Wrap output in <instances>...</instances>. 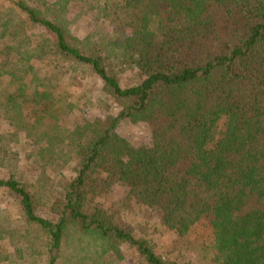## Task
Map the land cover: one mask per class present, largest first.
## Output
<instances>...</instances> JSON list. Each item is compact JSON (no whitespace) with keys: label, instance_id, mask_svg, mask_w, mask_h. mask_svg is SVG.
I'll use <instances>...</instances> for the list:
<instances>
[{"label":"trees","instance_id":"16d2710c","mask_svg":"<svg viewBox=\"0 0 264 264\" xmlns=\"http://www.w3.org/2000/svg\"><path fill=\"white\" fill-rule=\"evenodd\" d=\"M4 1L1 37L15 43L0 42V196L38 255L28 264H120L127 251L143 264H264V0ZM76 2L87 25L71 18ZM82 73L118 113L84 114L69 91ZM125 121L145 123L149 142L129 140ZM10 144L31 147L36 172ZM152 218L183 242L176 257L143 235ZM5 239L0 226V264H18Z\"/></svg>","mask_w":264,"mask_h":264},{"label":"rangeland","instance_id":"374dc122","mask_svg":"<svg viewBox=\"0 0 264 264\" xmlns=\"http://www.w3.org/2000/svg\"><path fill=\"white\" fill-rule=\"evenodd\" d=\"M12 6L9 2L0 0V11L2 12L3 16L0 18V42L4 41L3 43H11L13 39V44L15 43L14 38L8 37H1L3 33L8 34V30L4 27L3 20L8 16L9 13H12ZM70 10H72L71 15L77 18L75 21L79 24L87 25L92 15H84V11L86 7L82 3H72ZM14 15H17L16 13ZM73 19V20H74ZM101 22L108 28H110V24L107 20L102 19ZM30 32L37 33L42 36H46L47 33L42 28H32ZM12 38V39H11ZM136 70H127L121 74V82L123 85H128L135 80V73ZM75 84L69 87V91L73 92L77 99L79 100L80 104L83 106V111H85V115H87L90 119H93L97 116H104L110 113H118L120 108L117 106L116 103L112 102V100L105 95L101 91V83L100 80L94 75L87 73L86 75L82 73L79 78L76 79ZM3 113L0 109V124L5 125L3 121ZM83 112L78 113L75 112L70 116L67 121V127L72 128L74 123L81 120L83 117ZM69 117V116H68ZM65 121L67 120V118ZM227 117L222 116V118L218 121L217 128H216V139L212 141L209 146L213 147L217 140L220 139L223 135L225 130ZM120 130L122 133L133 143L138 145L147 144L150 140V132L149 128L145 123H132L130 121H125L120 124ZM11 149L10 152L13 155V152H18V159L19 162L18 169L26 173H34L37 171V168L34 164L28 159L30 156V151H32L31 147L26 146V148H18L15 144H10ZM21 150V154H19ZM26 152V154L24 153ZM57 172H53L54 174L60 172L58 168H56ZM3 169L0 170L2 173ZM5 174V172H4ZM126 192L124 187L116 186L113 193H112V200H119L122 198L124 193ZM132 213V212H131ZM129 218H136L135 214H129ZM17 219L16 208L12 207L11 202L7 199H4L0 196V226L6 227V235L7 239L3 242L4 245L8 248V251L13 256V260H16L18 264L23 262L28 264L30 261L37 260L38 255L34 254L32 250H30L26 245V235L23 232V227L20 223H16L14 220ZM133 221L134 224L137 223ZM147 229L143 232V235L150 238L158 252L162 253L167 258H174L176 257L179 252L183 249V242H179L177 236L166 229L160 220L155 218L150 219V223ZM206 232L204 228L200 227L196 234H191L189 237L190 239L194 240L197 239V235H200V232ZM183 241V240H182ZM182 245V246H181ZM16 248H24L25 252L18 253ZM186 255H189L190 252L185 250ZM127 258L121 262L120 264H143L140 262L139 258L133 254L132 251H127Z\"/></svg>","mask_w":264,"mask_h":264}]
</instances>
